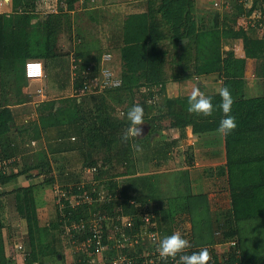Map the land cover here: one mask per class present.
I'll use <instances>...</instances> for the list:
<instances>
[{
    "label": "trees",
    "instance_id": "trees-1",
    "mask_svg": "<svg viewBox=\"0 0 264 264\" xmlns=\"http://www.w3.org/2000/svg\"><path fill=\"white\" fill-rule=\"evenodd\" d=\"M36 1L13 0L16 15L13 18L7 17V19L0 16V29L5 33L8 31L9 41H11L7 47L0 49V78L4 80V77H7L9 83L15 84L16 103L31 100L28 95L29 91L24 92L25 62L22 63L21 59L24 58L25 50L35 47L33 44L35 39L29 32V28L32 27V15L28 10ZM77 1L60 0V3H65L69 9H73ZM195 1L148 0V13L130 15L125 21L123 45L119 48L122 60V70L119 76L121 86L106 91L111 99L120 105L122 111L117 114L113 113L110 98L104 92L86 93L80 101L78 96H71L70 98L74 100L73 108L64 106L69 97L44 102L39 116L43 133L55 129L57 138L53 144H48V151L42 149L36 152L38 153L36 164L27 165L25 169L22 168L20 172L12 174L8 172L6 166L10 159H13L12 164L16 165L24 149L22 143L20 141L17 143L12 136L17 125L13 112L9 105L0 106V165L3 166H0V187L8 180L22 174H27V179L49 174L47 183L53 186L57 182V186L65 191V194L78 196L84 190L94 187V183L92 185L87 182L86 168L97 166L99 163L102 168L98 172H101L100 176L98 173L94 174V178L99 181L97 190L92 192L94 204L89 206L82 204L74 208L72 202L63 197L61 199H65L64 207L60 209L53 204L52 214L45 222L35 202V187L28 185L13 189L18 191L17 200L24 202L30 235L25 264H45L58 259L59 256L64 259V254L55 246V233L58 232V235H62L65 239L62 225L75 218H81L84 207H87V210L90 208L102 213L109 211L117 215L120 212L137 215L140 210L135 204L144 203L143 200L147 197L145 192H154V186L149 185L150 176L127 177L130 176L128 175L129 168L134 165V149L131 147L132 142H122L121 135L128 127L126 113L133 105L139 104L143 107L144 120L149 122L151 134L162 135V139L158 138L153 145H149V136L146 139L148 144H143L145 145L143 149H151L149 152L153 154L155 160L158 159V165L163 164L162 161L166 158L167 151L175 143V141L164 139L163 131L177 128L185 133L187 127H191L194 134L216 131L223 118V112L218 107L221 102L218 92L207 95L211 97L214 106L210 117L189 113L187 111L188 95L154 98L150 104L148 101L154 96L151 91L148 94L142 93L140 98L136 96L143 87L166 84L168 77L173 82H179L196 77H206L213 73L218 74L222 80V87L226 86L231 91L234 100L231 114L236 118L237 128L226 137L220 136L224 141L225 155L219 158L226 159L225 164L217 168L206 169L207 176L212 178L211 185H219L217 193L222 195L226 190L228 191L230 207L215 213L211 208L214 204L210 205V200L209 204L207 202L204 205L209 211L207 215H204L202 205L199 206V197L203 195L186 194L176 199L177 202H174L176 205L159 200L163 211V219L158 225L160 235L163 238L180 229L183 238L188 239L191 244V248L187 249L186 253L191 254L204 246L235 238L239 235L240 222L254 220L264 226V97L246 98L242 91L247 59H254L261 64L262 67H259L257 74L263 76L264 37L251 38L246 29L238 30V17L244 12L240 3H235L233 8L231 7L232 11L228 9L223 14L212 13L207 17L197 19L194 14ZM261 4H264V0H254V6L248 10L247 14L251 16L254 9L260 8ZM19 10L25 12L21 14ZM157 13L160 16H157ZM184 38L189 39L187 44H181ZM227 39H241L245 57L238 58L233 51L225 53L223 41ZM167 41H170V44H166ZM79 54H76L74 61V66L80 67L79 72L76 68L74 69L76 75L73 87L76 95L85 77L81 71L86 70L90 62H96L92 72L93 75L99 74L102 56L99 53L92 59L86 58L85 53ZM44 63L47 65L46 62ZM168 65L171 69L170 75L165 74V68ZM4 96L7 97V95ZM4 101H8L7 98ZM58 104L60 105L57 107ZM30 120L24 123L30 124ZM166 121H169V124ZM34 129L36 136L39 135L38 127ZM72 134H75L73 141L69 138ZM45 137L49 138V136ZM134 142L140 145L144 143L138 139ZM83 149L85 156L80 169L72 170L69 168V163L55 157L54 162L60 167L56 173L53 172L49 154L57 155ZM222 152L223 150L219 151L218 155ZM143 153L146 154V152ZM191 157L193 159V155ZM139 159L142 161L141 156ZM116 165L119 167L112 170ZM34 170L37 173H31ZM106 174L108 178L104 179ZM121 176L127 178L120 186V180L116 178ZM99 189L105 190L107 197L110 198L104 200V205L102 201H98ZM131 201H134V204ZM178 212L181 213L177 214ZM194 212L197 217L193 214ZM0 226L2 227L1 224ZM141 227L142 222L135 220L133 226L126 227L125 230L131 233ZM45 241L48 243L46 244ZM144 247L145 245L137 243L133 247H127L121 253L142 259L148 251H155L157 246L150 243L146 248ZM239 247L242 251L239 257L232 256L239 264H264V254L261 255V252L253 248L244 250L243 243ZM15 253L18 252L15 251L13 245L10 251H7L5 239L0 233V264H17ZM113 254L117 256L118 253L116 251ZM162 263L173 264L171 259Z\"/></svg>",
    "mask_w": 264,
    "mask_h": 264
},
{
    "label": "rangeland",
    "instance_id": "rangeland-1",
    "mask_svg": "<svg viewBox=\"0 0 264 264\" xmlns=\"http://www.w3.org/2000/svg\"><path fill=\"white\" fill-rule=\"evenodd\" d=\"M0 0V12L3 10H6L7 8H4L5 5V0L2 1ZM216 0H202V2H200L201 8L203 9V13L204 15L206 14H212V13H219V14H223V12L225 10L231 9V7L233 8V5L236 3H240L243 6L244 12L243 14H241L238 17V22H237V28L238 30H242L245 29L244 23L247 22L248 24V20L247 18L250 17L249 13L247 14L249 9H252V7L254 6V0H217L220 1V5L218 7H214L215 9L212 8L211 2L215 3ZM3 4V5H2ZM13 4V3H12ZM75 6H77L78 8H90V7H95V6H99V1L97 0H84L82 3L80 0H78L75 4ZM74 6V7H75ZM119 7L120 6H111L108 7V12L102 16L101 14H97V15H93V13L90 15L91 17H95L97 20H104L106 22H101V23H93L92 21H90L88 23L87 19H85L84 16V12L82 11V9L79 11L78 9V15L75 16L74 18V28L73 26H70V23L72 22V20H67L68 16L66 17V15H64L65 22L62 23V25L64 26L63 28L60 29H56V27H51V23L53 20V17H49L50 14L48 13L45 19V23L41 24L38 23L35 27V23H32V27L29 28V32L32 34L33 39L36 38L37 36V30L42 33H45V38L46 40L42 39H35L34 43L35 44L34 48H29L27 50H25L24 52H28V53H32V52H45V56L50 55L52 53V48L56 47L57 44H59V42L63 41L66 39L67 37V41L68 43L70 42V44L72 45L74 43L75 49L77 50L78 48H80L83 52L85 53L86 51H88L89 57H95V55L97 54H101V61H103V55L106 52H113L116 49L119 48L118 46V39L120 38L119 35V31H120V27L119 25H117V22L119 21L118 17L120 16L119 13ZM4 8V9H3ZM30 8V7H29ZM262 10L264 9V4H261L260 7ZM96 9H98L96 7ZM214 11H211V10ZM30 13V10H28ZM232 11V9H231ZM230 11V12H231ZM93 12V11H92ZM43 13H47L46 9H43ZM82 14H83V18H82ZM16 15V11H14V8H10L9 12L6 13H0V16H4V18L7 19L8 18H13V16ZM32 15V21L34 22V15ZM93 15V16H92ZM104 16H106L104 18ZM92 22V23H91ZM48 23V24H47ZM45 24V26H44ZM13 25H15L13 23ZM109 25V26H108ZM67 26H69V31H67ZM256 27L253 28L255 30H258V32L260 33L259 36L260 37H264V30H261V28H259V26L255 25ZM15 28V27H14ZM46 28V31L43 30ZM250 29V28H248ZM7 30V29H6ZM1 31V29H0ZM7 33V34H6ZM6 33L4 31L0 32V49H2L3 47H7V44L9 45L11 43L10 40V34L8 33V31H6ZM66 34H68V36H66ZM5 35V36H4ZM40 36V35H39ZM116 38V39H114ZM118 42H117V41ZM109 42H112V44H110ZM56 44V45H55ZM30 45V44H29ZM23 52V53H24ZM47 53V54H46ZM40 54V53H39ZM76 54V53H74ZM43 55V54H42ZM113 56V55H112ZM101 62V68L103 66V64L107 65V67H109V69L111 71L114 72L115 76L117 78H119L120 74H121V70L122 68L117 66L115 64L114 61H109V62H105L102 63ZM46 63L51 64L52 61H47ZM96 62L91 63L89 66H91V70L93 69V67L95 66ZM107 63V64H106ZM52 65V64H51ZM50 65V66H51ZM100 68V71L102 72V69ZM74 69V68H73ZM77 72H79L80 67H78V65L76 66ZM83 71V70H82ZM100 74V73H99ZM5 79L3 80L2 78H0V106L2 104L5 105H9L11 111L15 112V108L19 107L18 104H23V103H16L15 101L16 99V94H15V84L14 83H9L10 81H8L7 77H4ZM202 82H204L202 80ZM69 87L68 90L66 92L68 93H64L62 94V96L67 95L69 98V100L64 104L65 107L68 108H73L74 106V100H72L73 98H70L71 96H69L70 94L73 93V91L71 90V83H69ZM196 86L195 83H193L192 87ZM201 87V85H200ZM154 92V98H162L163 96L167 95L169 98H173L176 97L175 93L178 92V88H174L173 84H172V79L171 78H167V82L166 84H164V86L162 85H158L156 86ZM106 91H110V90H105L103 91L105 93L106 96H108L109 101L112 103V110L113 113L122 111L121 109H118L120 105H118L117 103H115L116 101L111 99L109 93H107ZM30 92L33 94L32 97H30L31 99L35 98L36 95V91L34 90H30ZM102 93V92H101ZM145 94L144 92H138L136 94L137 97L141 96V94ZM43 94V93H42ZM41 94V95H42ZM99 94V93H97ZM147 94V93H146ZM4 95H7L4 96ZM29 95V94H28ZM206 96L208 95L205 94ZM7 98L8 101H4ZM140 98V97H139ZM150 101H148V103H152V97H150L149 99ZM154 101V100H153ZM121 113V112H120ZM123 116V115H122ZM27 117H24V122H27L28 120H26ZM31 121V120H30ZM34 121L32 123H30V125H28L29 127H25L23 129L26 130L25 132L19 131L17 132V127L13 130L12 132V136L15 138V141L18 143V141L21 142L22 140V146L24 149V153H22V155H19L18 159H17V164L13 165V159L9 160V163L7 164L6 168L8 170V172H10V174L12 173H16V172H20L23 169L26 168L27 165H33L36 164V155L38 153L35 152V148L39 149L37 145V143L32 142V136L30 135L33 130L34 127ZM167 124H169V121H166ZM26 124V123H25ZM146 126V124H144ZM143 126V125H142ZM144 126V127H145ZM146 132V129H143V133ZM27 133V134H26ZM34 133V132H33ZM213 136H217V133H213ZM22 137V138H21ZM203 140V139H202ZM221 141V140H220ZM220 141H217L219 143V145H215L216 148L221 149L223 148V144L222 141L220 143ZM187 154H189L188 156L185 157V159L189 158V161L185 160L186 165H189L190 163L192 164V155L191 153L187 150L186 151ZM185 152V154H186ZM191 152H193L191 150ZM184 158V156L182 157V159ZM140 160V159H139ZM73 162V158L71 160ZM193 164H195V160H193ZM100 164V163H99ZM52 165V164H51ZM176 165V164H175ZM98 166V165H97ZM118 165H116L114 167V169L112 168V170L117 169ZM132 167L129 168V173L127 177H135L138 178L141 175H147L150 176L149 177V185H153L154 186V194L158 195L160 197L166 198V197H176V196H180V195H186V194H199V195H203L201 197H199V206L202 205L203 211H204V215H207V211L208 209L205 208V204H209V200L208 198H216L217 194H216V187L219 186L218 184H214L213 187L211 185V183H209L207 180H205L204 178H202L201 176H198L197 171H194V178L191 179V181L188 179L187 180V176H181L182 173V169H179V171H177L176 173V168L175 170L172 168H155L154 170H151L149 173L144 174L142 172V169H137V167L135 165H131ZM78 168V167H77ZM81 168V166H80ZM181 168V165L180 167ZM171 169V170H169ZM102 170V168L100 169ZM112 170L110 172H112ZM99 169L94 172L93 174H86V179L87 182L89 183H94V187L92 188H88V190H86V196L88 198L89 201L92 200V204H94V198L89 194L91 191L97 190L98 188V180H96L94 178V174L98 173ZM175 172V173H173ZM31 173L35 174L37 173L36 170L32 171ZM56 173V172H54ZM99 176L101 174L98 173ZM27 174H22L16 178H13L11 180H8L7 183L3 186L0 187V224L2 225V227L0 226V233L2 235V237H4L5 239V245L7 248V251L9 252L11 249V246L13 245V247L21 245L24 247V252L20 251L18 253H15V257L18 260L17 264H25V254L26 251L28 252L29 249V242H30V235H29V230H28V223H27V217H26V211L24 208V202L17 200L16 195L18 193L17 190H13L14 188H22L24 186H28V185H32L34 186V196H35V202L38 206V211L42 214V220L43 222H45L49 215L51 216L52 214V210H53V204L56 207H60L63 208L65 205V199H61V195H60V190H58L57 187V182L54 183L53 186H51L49 183L46 182L47 178H49V174L47 175H38V176H34L31 179H27ZM198 176V177H197ZM126 176H121V177H117L116 180H120V186L123 184V181L125 178H127ZM108 175H104V179H107ZM93 181V182H92ZM187 181H190V183L187 184ZM215 183V182H214ZM82 186V185H81ZM101 189H99L100 191ZM20 192V191H19ZM146 193V192H145ZM213 193V194H212ZM60 196V197H59ZM63 198V197H62ZM67 198V197H66ZM156 200L158 197H155ZM68 199L70 201H72V204H77L79 202V200H76L75 197L72 194H68ZM85 200V201H88ZM253 200V199H252ZM55 201V202H54ZM83 200H81L80 202H82ZM220 206H218L219 208L216 209V206H213L212 211H214L215 213L218 212L219 210L223 211V210H227L230 207V198H229V194L228 191L226 190L224 192V194H220V198L218 200H216ZM215 201L212 202V204ZM81 204H87L86 202H82ZM102 204L104 205V201H102ZM154 206H152V204H148V208L151 210H153L154 212V216L157 217V221L161 222L162 218V205L160 204H153ZM74 208H77V206H75ZM84 211L83 212H88L87 211V207H84ZM194 211V210H193ZM152 212V211H151ZM209 212V211H208ZM195 215V217H197L196 212L193 213ZM254 221V220H253ZM249 222V221H243L239 223V235L236 236L235 238L239 241V245H241V243H243V248L244 250L246 249H254L257 252H261V255L264 254V226L260 225L258 223H256L257 221H254V223ZM55 239H56V244L55 246L57 247L58 250H60L63 254H64V259H62L60 256L58 257V259H54L50 262V264H75V261L77 259V257H74V255L71 253L70 249L67 247V245L65 244V239H63L62 235H58V232L55 233ZM241 237V238H239ZM242 239V240H241ZM147 238H145L143 241H141L143 243V245L146 244V246L149 245V243H147ZM45 243L47 244L48 242L45 241ZM240 248V247H239ZM240 253H242L241 249H239ZM110 253V252H109ZM113 254V253H112ZM76 258V259H75ZM46 264V263H45Z\"/></svg>",
    "mask_w": 264,
    "mask_h": 264
},
{
    "label": "crops",
    "instance_id": "crops-1",
    "mask_svg": "<svg viewBox=\"0 0 264 264\" xmlns=\"http://www.w3.org/2000/svg\"><path fill=\"white\" fill-rule=\"evenodd\" d=\"M81 3L84 0H80ZM99 1V6H95V7H90V8H78L77 6L73 7V9H69L68 5L65 3H60V0H56V1H52V2H42V1H36V3L31 6V8H29L30 10V14L34 15V22L31 21V23H35V27L38 23H45V19L47 14L49 13L50 16L49 17H53L52 23H51V27H56V29H60L63 28L64 26L62 25L63 22H65L64 15H66V17L68 16L67 20H72V22L70 23V26H73L74 24V18L75 16L78 15V9L79 11L82 9V11L84 12V16L85 19H87L88 23L90 21H92L93 23H101V22H106L103 19L101 20H97L95 17H91L90 15L93 13V15H97V14H101L102 16L105 15L108 12V7L111 6H120L119 7V13L120 16L118 17L119 21L117 22V25H119L120 27V31H119V35L120 38L118 39V46L119 48H121V46L123 45V28L125 26V21L128 19V17L130 15L133 14H140V13H148L149 11V4H148V0H97ZM213 1V0H212ZM200 2H202V0H196L195 1V11L194 14L196 16L197 19L201 18V17H207L209 16V14H202L203 9L201 8ZM5 5L4 8H7L6 10L1 11L2 13H6L10 11V8L13 7V0H5ZM3 5V4H2ZM212 8H214L213 3L211 2ZM96 7L98 9H96ZM3 8V9H4ZM43 9L47 10V13H43ZM211 11H214V10ZM93 11V12H92ZM111 11V10H110ZM109 11V12H110ZM0 12V13H1ZM19 12L21 14H23L25 11H21L19 10ZM29 12V11H28ZM108 12V13H109ZM92 15V16H93ZM82 14V18L84 17ZM157 16L158 15L157 13ZM48 17V16H47ZM106 16H104L105 18ZM91 22V23H92ZM48 24V23H47ZM45 26V24H44ZM97 26V24H96ZM109 26V25H108ZM74 28V26H73ZM69 26H67V31H69ZM46 31V28L43 29ZM247 34L251 37V38H261L259 36V32L258 30H255L253 28L247 29L246 30ZM40 35V36H39ZM66 36H68V34H66ZM37 39L39 40H46L45 38V33L42 32H37ZM34 38V39H36ZM116 39V38H114ZM189 42L188 38H184L181 41V44H187ZM110 44H112V42H109ZM166 44H170V41H167ZM56 45V44H55ZM74 43L71 45L70 42L68 43L67 41V37L65 40L59 42V44H57L56 47L52 48V53L50 55L45 56V52L41 51V52H32V53H28V52H24L23 56L24 58L21 59L22 63L26 62L28 60H38V61H42L44 64V68H45V77L44 79L38 83V87H40L42 89V93H39L38 91L36 92L35 98L29 100L28 102H25L23 104H18L19 107L15 108V112H13V115L16 118V129L17 132L22 131L25 132L26 130L23 131V129L25 127H29L28 125H30L29 123H24V117H28L30 116L31 119V123L34 121V127L33 130H35L34 128L37 126L38 127V131H39V135L36 136V133L34 131L31 132V136H32V142H36L37 145L39 147V149L35 148V152H38L39 150L45 149L48 151L47 146L48 144H53L54 140H56L57 138V131L55 129H51V131H49L48 133H43V129L41 127V120H40V110H42V104L44 102H48V101H57L58 99H62V98H66L68 97L67 95L62 96V94L64 93H68L66 92L68 90L69 87V83H71V87H72V91L73 93L70 94L69 96H78L79 97V101L80 98H82L83 95H76L75 94V90L73 87V81H74V77L76 75V73L74 72L73 66H74V61L76 59V54L82 53L83 51L78 48L77 50L75 49ZM116 49L115 51L111 52V61H114L115 64L119 67L122 68V60H121V53H120V49ZM223 51L226 53L228 51H233L235 53V56L238 58H242L245 57V52H244V48H243V41L241 39H227L223 41ZM40 53V54H39ZM76 53V54H74ZM109 53L110 52H106ZM104 53V54H106ZM43 54V55H42ZM47 54V53H46ZM86 54V58H90L88 51L85 52ZM80 55V54H79ZM113 55V56H112ZM104 56V55H103ZM93 59V57H91ZM102 60V59H101ZM47 61H52V65L46 63L47 65H45L44 62ZM102 62V61H100ZM93 62H90L88 65H90ZM111 63V62H109ZM107 64V63H106ZM51 65V66H50ZM107 66V65H105ZM177 66V65H176ZM175 66V67H176ZM91 67V66H88ZM87 67V68H88ZM259 67H262L260 63L256 62L254 59H247L246 60V68H245V75H244V83L242 86V91L245 95L246 98H256V97H264V73L263 76H259L257 74V71L259 70ZM86 68V69H87ZM95 68V66L93 67ZM178 68V67H176ZM179 69V68H178ZM85 70V69H83ZM93 69L90 71V73L87 75V77L90 76H94L93 75ZM262 71H264V68H262ZM171 69H170V65L166 66L165 68V74L166 75H170ZM82 73V71H81ZM202 80L204 82H202ZM193 83H195L196 86L201 85L200 89L202 92H204L205 94H211V93H216L218 92V89L222 87V80L219 78L218 74L213 73L211 75L208 76H203V77H196L190 80H182L179 82H173L172 84L174 86V88H178V92L175 93V95H189L190 91L192 89V85ZM160 85V84H158ZM152 86V87H143V88H147L148 91H151L153 94L156 91L155 88L156 86ZM162 86H164V84H161ZM142 88V90H143ZM113 90V89H112ZM141 90V91H142ZM157 92V91H156ZM42 94V95H41ZM146 94V93H145ZM148 94V93H147ZM149 98V95H147ZM167 96V95H165ZM168 97V96H167ZM60 104L56 105L57 107ZM118 109H121V107H119ZM48 114V112L46 113ZM145 125L142 126L143 129H146V132L143 133V137L139 138L138 141L144 142L142 143V147L143 144H148V142L146 141L147 137H150V142L149 145H153L154 142H156V140L158 138H161L162 135H160L159 133H154L151 134V126L149 124L148 121L144 120ZM145 126V127H144ZM34 132V133H33ZM217 133V131H213V132H207V133H203V134H194L193 130L191 127H187L185 130V133H183L181 130L177 129V128H172V129H168L163 131V135L165 136L164 139L168 140V141H175L174 146L169 148V151H167L166 153V158L163 159L164 161L163 164L158 165V159H154L153 158V154H151L149 151L151 149L149 148H144L143 152L145 153H140L138 155V153L134 150V165L137 167V169H142V172L144 174L149 173L151 170H154L155 168H172L175 170L176 168V173L177 171H179V169H182L181 173H182V177L183 176H187V180L189 179L191 181L192 178H194V171H197L198 176H201L202 178H204L205 180H207L208 182L212 183V178L210 179L207 176V170L208 168H217L218 166L224 165L226 162V159H220L219 157H222L225 155V147H224V141L221 140L220 136L217 133V136H213V133ZM20 133V132H19ZM27 134V133H26ZM185 134V135H184ZM72 134V136H70V140L73 141L72 137H74ZM45 136H49V140L46 139ZM22 138V137H21ZM162 139V138H161ZM203 139V140H202ZM75 140V139H74ZM165 140V141H166ZM222 141L223 144V148H221L222 154H219L218 148L215 147V145H219V143L217 141ZM220 141V143H221ZM22 142V140H21ZM162 143V141H161ZM148 145V147H150ZM164 145V142H163ZM189 151L191 153V155H193V159H192V164L190 163L189 168L188 165H186L185 160L189 161L188 159H185L186 156H188L189 154H187L186 151ZM191 150L193 152H191ZM186 152V154H185ZM138 155V156H137ZM85 156V151L83 150H76V151H69V152H65L62 154H57V155H53V154H49V157L51 158V167L53 169V172H57L59 169V165H57L54 162L55 157L59 158L61 161H66L67 163H69V168L73 169H77V167L80 169V166L82 167V163H83V158ZM139 156H141V160H139ZM184 156V158L182 159V157ZM73 158V162L71 161ZM193 160H195V164H193ZM176 164V165H175ZM181 165V168H179ZM171 170V169H169ZM175 173V172H173ZM197 176V177H198ZM190 181H187V184L190 183ZM213 187V185H212ZM218 187H216V194L217 197L214 198L212 200V197L209 198V201L211 200L210 205H215V206H220V204L216 201L220 198V195L217 193ZM147 195V197H145V199L143 200L145 204H152V206H154L153 204H162L159 200H164V203H168L171 202L173 205L175 204L174 202H177L176 199L178 197H184L186 195H180V196H176V197H160L158 195H155L154 192L152 193H145ZM145 194H142L143 196ZM195 194V193H192ZM213 194V193H212ZM224 194V193H223ZM188 195V194H187ZM158 197L160 199H155V197ZM215 201L213 204L212 202ZM230 202V201H229ZM143 203V202H142ZM176 205V204H175ZM211 208L213 209V207L211 206ZM217 209V207H216ZM181 212H178L177 214H179Z\"/></svg>",
    "mask_w": 264,
    "mask_h": 264
},
{
    "label": "built area",
    "instance_id": "built-area-1",
    "mask_svg": "<svg viewBox=\"0 0 264 264\" xmlns=\"http://www.w3.org/2000/svg\"><path fill=\"white\" fill-rule=\"evenodd\" d=\"M4 1V0H2ZM1 1V2H2ZM42 2H52L56 0H37ZM220 1H215L214 7H218ZM247 22L244 23L245 29L255 28L259 26L261 30H264V12L261 8H255L251 16L247 18ZM258 22V23H257ZM257 23V24H256ZM111 60V54L106 53L103 56V61L109 62ZM102 62V63H105ZM75 69L76 66H73ZM102 72L95 74L94 76L87 77L91 71V67L83 70L81 74L85 75L83 85L78 90L77 95H85L92 93H101L105 90L117 89L121 86V80L117 78L113 71L109 67L103 64ZM26 86H24V92L29 91V96L33 94L30 90H34L42 93V89L38 87V83L45 77V68L42 61L28 60L24 65ZM147 88H143L142 92L148 93ZM154 96H152V101ZM28 116L26 120H30ZM3 167L2 165H0ZM98 169H101V164L91 168H86L87 174H93ZM83 186V185H82ZM60 190L62 197H67L65 191ZM91 191L89 194L92 196ZM73 195V194H72ZM98 201H104L110 199L107 197L105 190L98 192ZM76 200H79L77 204H72L73 207L82 205V202H86L87 206L92 205V200L89 201L86 196V190L81 195H73ZM60 197V196H59ZM83 200L82 202H80ZM88 200V201H85ZM72 202V201H71ZM134 204V201H131ZM140 212L137 215L124 214L120 212L119 215L111 214L109 211L100 212L99 210H91L89 207L88 212H83L81 218H75L62 225L65 235V244L70 249L74 257H77L75 264H163L157 251L146 253L142 256V259L138 256H129L121 251H124L127 247H133L137 243H143L147 238V243H158L162 239L161 232H159V222L157 217L154 216L153 210L150 211L145 203L135 204ZM135 220L142 222V227L139 230H134L131 233H127L126 227H132ZM184 226V225H183ZM180 233L181 230H178ZM16 252H24V247L21 245L15 246ZM146 248V244L145 247ZM202 248H207L212 256L210 264H239L232 256L240 255L239 241L236 238H232L225 241L217 242L214 245H207ZM200 248V250L202 249ZM154 250V249H153ZM199 250V249H198ZM117 251V256L112 254ZM110 252V253H109ZM147 252V251H146ZM83 256V257H82ZM138 257V258H137ZM141 259V260H139ZM171 262H173L171 260Z\"/></svg>",
    "mask_w": 264,
    "mask_h": 264
},
{
    "label": "clouds",
    "instance_id": "clouds-1",
    "mask_svg": "<svg viewBox=\"0 0 264 264\" xmlns=\"http://www.w3.org/2000/svg\"><path fill=\"white\" fill-rule=\"evenodd\" d=\"M218 95L221 98L219 104L223 112V118L216 129L221 136H228L237 128V122L232 115V105L234 103L231 91L228 87L218 89ZM187 111L196 116L210 117L213 114L214 106L211 97L205 95L199 86H193L187 97ZM128 127L121 135L122 142L131 143V147L137 152L142 153L143 147L134 141L143 137L142 125L144 122V109L141 105H133L126 113ZM74 140L75 137H72ZM191 248L188 239L183 238L182 234L177 231L171 235L163 237L157 244L156 251L162 261L171 259L173 264H210L212 256L207 248L187 254L186 250Z\"/></svg>",
    "mask_w": 264,
    "mask_h": 264
},
{
    "label": "water",
    "instance_id": "water-1",
    "mask_svg": "<svg viewBox=\"0 0 264 264\" xmlns=\"http://www.w3.org/2000/svg\"><path fill=\"white\" fill-rule=\"evenodd\" d=\"M46 264H50V262H46Z\"/></svg>",
    "mask_w": 264,
    "mask_h": 264
}]
</instances>
